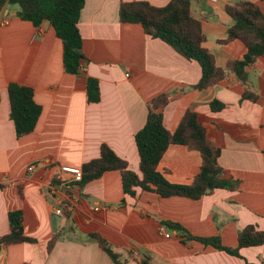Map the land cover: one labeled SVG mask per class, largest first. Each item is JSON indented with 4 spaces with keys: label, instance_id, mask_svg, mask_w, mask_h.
<instances>
[{
    "label": "crops",
    "instance_id": "crops-1",
    "mask_svg": "<svg viewBox=\"0 0 264 264\" xmlns=\"http://www.w3.org/2000/svg\"><path fill=\"white\" fill-rule=\"evenodd\" d=\"M139 1L158 8L170 2L84 0L78 21L85 58L81 75L64 72L62 44L48 22L36 28L16 16L21 12L16 6L0 13L8 21L0 23V237L9 233L8 213L21 210L23 233L35 240L1 247L0 264H137L144 259L150 264H264V244L232 256L196 240L182 242L177 231L163 225H177L195 239L218 238L228 249L237 248L239 231L249 225L264 232V58L247 68L256 102L242 99V85L233 73L195 90L201 76L196 62L148 37L140 25L120 21L121 3ZM237 1H250L264 14V0L192 2L205 48L220 68L246 53L239 41L217 42L232 23L225 6ZM87 78L98 83L97 103L87 101ZM10 83L31 88L41 107L34 131L18 139L9 117ZM163 94L169 95L162 111L166 129L173 133L187 109L195 112L209 140L220 148L224 178L238 182L236 191L218 189L192 200L136 189L130 197L123 193L117 171L81 189L72 176L60 172V167L81 169L106 145L139 174L134 136L144 126L148 102ZM214 100L224 105L221 111L210 110ZM199 167L197 152L171 145L158 171L172 184L188 185ZM54 178L58 184H52ZM54 209L63 217L52 214ZM160 228L170 237L164 238ZM57 233L60 238L47 253ZM92 233L111 246L119 263L96 243L76 239Z\"/></svg>",
    "mask_w": 264,
    "mask_h": 264
},
{
    "label": "trees",
    "instance_id": "trees-1",
    "mask_svg": "<svg viewBox=\"0 0 264 264\" xmlns=\"http://www.w3.org/2000/svg\"><path fill=\"white\" fill-rule=\"evenodd\" d=\"M193 1L170 0L161 8L153 7L144 1L121 3L119 18L122 23L140 25L148 37L161 40L184 59L196 62L200 66L201 76L194 86L195 90L202 91L212 87L225 80L229 73H233L242 85V99L256 102L257 96L251 91L247 68L259 58H264V14L250 1H237L225 6V12L232 23L227 27L225 36L217 42L225 45L239 41L245 46L246 53L242 59L228 61L220 68L216 66L214 56L205 48L206 37L201 22L192 13ZM83 4L84 0H0V13L8 6H16L22 13L21 19L30 22L34 27H39L44 21L48 22L62 44L64 72L69 75H81L85 58L78 21ZM7 94L9 117L18 139L34 131L41 107L35 103L34 92L29 87L10 83ZM86 94L89 103L99 102L100 94L96 80L86 79ZM168 102L169 95L166 94L148 102L144 126L134 136L139 157V174L130 171L127 163L108 146L101 145L98 158L81 166L82 179L77 183V187L81 189L84 185L98 180L104 173L117 171L121 175L123 193L130 197L135 196L136 189L152 191L162 198L176 196L192 200L211 195L218 189L236 191L238 182L232 178H224V172L218 163L220 148L209 140L206 128L198 121L195 112L187 109L173 133L166 129L162 111ZM209 107L212 112H219L224 105L214 100ZM171 145L185 146L200 156L199 171L188 185L172 184L158 171V164ZM57 182L56 178L52 180L54 185L58 184ZM63 213L69 223L71 213L68 206ZM7 219L9 233L0 237V248L35 243L34 239L26 237L23 233L21 210L8 213ZM163 225L177 231L182 242L196 240L232 256H238L240 249L255 248L264 244V232L252 225L239 231L236 249L224 248L218 238L195 239L177 225ZM59 238L60 233H57L50 239L47 253ZM76 239L82 243H96L112 261L119 263L120 256L99 234L92 233L85 239ZM136 263L150 264L147 259Z\"/></svg>",
    "mask_w": 264,
    "mask_h": 264
},
{
    "label": "built area",
    "instance_id": "built-area-1",
    "mask_svg": "<svg viewBox=\"0 0 264 264\" xmlns=\"http://www.w3.org/2000/svg\"><path fill=\"white\" fill-rule=\"evenodd\" d=\"M205 1H207V2H215L216 0H205ZM0 23L5 25V24L8 23V21L6 19L2 20L0 18ZM33 170H34L33 166L28 167V171L29 172H32ZM60 172L63 173V174H68V175L72 176L73 181L76 182V183L80 182L81 179H82L81 169H78V168L60 167ZM52 214H54L56 216H59V217H63V213H62V211L60 209H54ZM160 232L162 233L164 238H169L170 237L168 232L164 228H160Z\"/></svg>",
    "mask_w": 264,
    "mask_h": 264
},
{
    "label": "water",
    "instance_id": "water-1",
    "mask_svg": "<svg viewBox=\"0 0 264 264\" xmlns=\"http://www.w3.org/2000/svg\"><path fill=\"white\" fill-rule=\"evenodd\" d=\"M12 16H13V15L9 16L8 19H9V20L12 19V18H13ZM16 16H17V17H21V16H22V13H21V12H17V13H16Z\"/></svg>",
    "mask_w": 264,
    "mask_h": 264
},
{
    "label": "rangeland",
    "instance_id": "rangeland-1",
    "mask_svg": "<svg viewBox=\"0 0 264 264\" xmlns=\"http://www.w3.org/2000/svg\"><path fill=\"white\" fill-rule=\"evenodd\" d=\"M67 230V229H66Z\"/></svg>",
    "mask_w": 264,
    "mask_h": 264
}]
</instances>
